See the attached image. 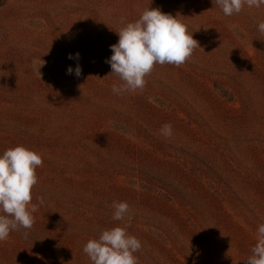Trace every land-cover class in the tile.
<instances>
[{
  "label": "rangeland",
  "instance_id": "rangeland-1",
  "mask_svg": "<svg viewBox=\"0 0 264 264\" xmlns=\"http://www.w3.org/2000/svg\"><path fill=\"white\" fill-rule=\"evenodd\" d=\"M0 264H264V0H0Z\"/></svg>",
  "mask_w": 264,
  "mask_h": 264
}]
</instances>
